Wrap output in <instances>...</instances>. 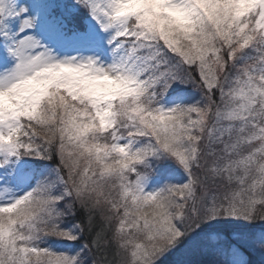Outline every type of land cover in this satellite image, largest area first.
Here are the masks:
<instances>
[{
  "label": "snow or ice",
  "instance_id": "1",
  "mask_svg": "<svg viewBox=\"0 0 264 264\" xmlns=\"http://www.w3.org/2000/svg\"><path fill=\"white\" fill-rule=\"evenodd\" d=\"M0 264H264V0H0Z\"/></svg>",
  "mask_w": 264,
  "mask_h": 264
}]
</instances>
